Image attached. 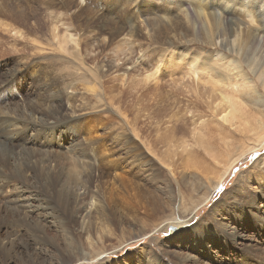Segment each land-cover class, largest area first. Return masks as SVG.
<instances>
[{
	"label": "rangeland",
	"instance_id": "rangeland-1",
	"mask_svg": "<svg viewBox=\"0 0 264 264\" xmlns=\"http://www.w3.org/2000/svg\"><path fill=\"white\" fill-rule=\"evenodd\" d=\"M161 1L0 0V264H264V84L230 85L235 117L218 101L188 109L186 86L178 101L140 90V63L213 54ZM239 16L264 56V32ZM14 129L27 134L15 147Z\"/></svg>",
	"mask_w": 264,
	"mask_h": 264
},
{
	"label": "bare ground",
	"instance_id": "bare-ground-1",
	"mask_svg": "<svg viewBox=\"0 0 264 264\" xmlns=\"http://www.w3.org/2000/svg\"><path fill=\"white\" fill-rule=\"evenodd\" d=\"M155 1H156V3H158L161 0H155ZM162 1L164 3H166V5H168L167 6L168 8H173V9L179 8L180 12L183 14V17L186 20V27H185L186 29L190 28L193 31L194 24H197V26H198L197 32L199 34H201V37L204 38V39H202L203 44L204 45L205 44L211 45L213 47V54L211 55L210 59L209 58L205 59V60L202 59L203 60V61H201L202 64H200V60H199L200 57L198 58V57L192 55L191 56L192 58H188L187 57L188 59H184V58H180V59L177 58L176 59L175 55L172 54L169 58H167V61L165 59V61L162 62L163 68L159 69V67H158L155 71L150 72V73H149V71H151V70H149L150 68L148 70H143V69H145V65H146V68H147L148 62L144 63V64L140 63V65H136L135 66L136 70L140 71L141 73H144V72H148V73L143 78H141L139 80L135 76L137 81L135 79H133L134 78L133 77L132 78L133 81L135 80L136 82H138V81L141 80V82H144V84L140 83L141 86L143 85V87H140L139 86L140 84L138 85L140 87V90H141V88H145V87H146L145 88V90H146L147 87H149L150 90L151 89L154 90L153 92H157V90L159 92V88H163L164 89V87L161 86V82L166 84L169 81V78H170V81L173 82V83H169V84H171V87L167 83L168 84L167 87L169 86L170 89H164V90L161 89L162 91L159 92L160 94L162 93V95H160V98H165L166 100L167 99L171 100L173 98V100L175 99L176 101H178V98L175 97L177 92L180 91V90L183 91V87L186 86V95L188 96V99L186 100V107H188V109L189 108L198 109L199 107L204 106L206 104V105H208V107H211L212 111H215L214 109L217 108V107L214 104L218 101L219 102L218 107H221L220 106L221 104L225 105V108H224L223 111L227 112V109L230 108V110L228 111V114L227 113L226 114L232 117L235 114V112L237 113L238 107H236V103H235V100H237V99L234 100L233 94L231 93L232 90L229 89L230 85H231V87H233L234 84H238L239 80H243V84L244 85L247 84V83L256 82L257 80L261 81L264 84V61H263L264 60V56L263 55H261V56L259 55L260 57H258V56L257 57H255V56L254 57H250V55H252V54L248 53L249 52L248 48L250 49L249 45L252 44V41L254 43V39L257 40V38H255L256 36L251 35L249 32L248 33L247 32H242V30L238 29V27L235 28V26L238 25V21L240 20L239 14H241L247 19V21L249 22V25L259 24V26L261 28L259 30V34L264 32V25H263L264 24L263 23V20H264V11H263L264 10L263 9L264 1L263 0H257L256 2H257L258 5L254 4L255 0H190L191 2L189 0H178L177 3H174V4H170L174 0H162ZM27 2L25 1L26 4H27ZM190 4L193 5V7L191 6L193 8V10L190 9ZM15 7H17V6H15ZM19 7L21 8V6H19ZM22 7H23V5H22ZM208 7L212 8V9L214 7H215V9H216V7H219V8L222 9L224 20L226 19L225 28H223V29L220 28L221 27L220 26L221 23L219 21H217L216 19H214V15L216 14L217 11L214 13V12H212L211 9L209 10ZM1 10H3V9H1ZM25 11H23V10L22 11H17V9H15V10L11 9L10 10V8H9L7 11H4V13L8 14V15L12 14L14 16V18L19 19L21 22L26 24L27 23V16H26L27 13ZM197 15H198V19L196 18ZM36 19H37L36 21L40 24L41 23V20H40L41 18L36 16ZM148 20H150V19H147V21ZM159 21H161V20H159ZM150 22H151V25H152L153 24L152 21H150ZM122 23L124 25V22H122ZM133 23H136V22H133ZM157 23L159 24L158 21H156V24ZM154 24L152 26L153 28H151L152 32H153V30H155L154 28H156V27H154ZM160 24H161V22H160ZM123 25H121V26H123ZM179 25H180L179 22H177L175 24L176 28ZM203 25H206L207 27L203 28L204 27ZM165 26L163 25L164 28H165ZM125 27H128V28L131 29V31L135 32L134 24H130L129 23ZM167 27L168 26H166V28ZM118 28H119V26H118ZM176 28H174V27L171 28V26H169L166 29V31L170 32V34H172L174 32V30H176ZM161 29L162 28H160V27L158 28V30H160L162 32ZM168 29H171V31H168ZM235 29H238V30L235 31ZM32 30H34V29H32ZM136 30H137V28H136ZM158 30H156V31H158ZM122 31H123V29H118V33L117 34L121 33ZM160 31H158L157 33L153 32V34H155L154 35V39H155V37H158V35L161 36V34L163 32L160 34L159 33ZM166 31H164L165 34L167 33ZM16 32L20 33L21 35H23L19 30H17ZM186 32H188V31L186 30ZM93 34H95V33H93ZM131 35H133V34H131ZM55 36H56V34H55ZM116 36L117 35L115 33V34H113L112 37H116ZM167 36H169V35H167ZM96 38L98 40L97 36H95V40H96ZM106 38H108V37L106 36ZM180 39L181 38L177 37V35L174 33L173 36H172V39H170V40L179 42ZM157 42H159V41H157ZM186 42H188V40ZM104 43H105V46H106V42L105 41H104ZM160 43H162V42H160ZM261 45L264 46V41L262 42ZM130 46L132 47L133 45H130ZM107 47H108V45H107ZM126 47H123V48H126ZM162 56L163 55L161 54V57ZM182 57H184V56H182ZM157 63H160V62L158 61ZM150 66H151V64H150ZM246 67H248L249 70L246 71ZM235 70H236V72H235ZM121 75L118 74L116 76L119 78V76H121ZM195 75H198L197 84H195V80H196L195 79ZM167 77H169V78H168V81L166 80L167 81L166 82V81H164V79H167ZM139 78H140V76H139ZM234 78H237L236 81H235ZM115 79H116V77H115ZM122 79H123V77H122ZM130 81H131V79H130ZM124 82L126 83V81H124ZM131 82H128L129 85H131L133 83V82L132 83ZM136 82H134V83H136ZM254 84L255 83H253V85ZM154 85H156V87H157L156 91H155L154 88H151ZM128 86L124 87L125 90H127V93H129L128 92L129 88L127 89ZM255 86H256V84H255ZM257 86H258V84H257ZM137 88L134 87V90L136 89L138 91L139 89H137ZM252 89H254V87ZM256 90H258V88ZM130 92L132 93V91H130ZM142 92H143V89H142ZM145 92L146 91H144L143 93H145ZM214 92H217L216 96H214ZM131 93H129V94H131ZM148 93H149L148 95H147V92L144 95L149 97V95L151 93L150 92H148ZM206 94H209V97L213 98V100L212 101H209L207 99L204 100L205 99L204 97H206ZM133 95H135V94H133ZM140 95L142 96V94H140ZM140 95H139V97H140ZM155 95H156V93H155ZM142 98H144V97H142ZM214 99H216V100H214ZM143 100H145V99H143ZM238 106H240V105H238ZM214 113H216V112H214ZM53 114H56V113L53 112L52 115ZM230 114H232V115H230ZM235 115L233 117H235ZM53 117H54V115H53ZM57 117H58V115L56 114V117H54L55 120H57ZM230 118H228V120ZM9 119H11V118L5 117L2 120V122L0 123L1 132L2 131L6 132V130H7L6 128L7 127L4 124H6ZM10 133H11V136H14V140L11 139V141H10V142L13 143L14 147L17 146V145H21L24 142V140H25V136L27 135L25 131H22V130H19V129L11 130V131L8 132V134H10ZM6 139H8V137ZM10 146H11L10 149L14 148L11 144H10ZM85 211H86V207L81 205L79 210H78V212L79 213H84ZM182 223H180V224H182Z\"/></svg>",
	"mask_w": 264,
	"mask_h": 264
}]
</instances>
